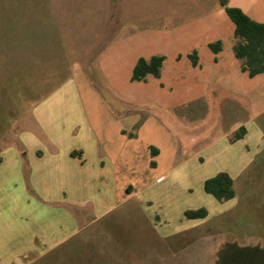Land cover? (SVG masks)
Instances as JSON below:
<instances>
[{"label":"rangeland","instance_id":"1","mask_svg":"<svg viewBox=\"0 0 264 264\" xmlns=\"http://www.w3.org/2000/svg\"><path fill=\"white\" fill-rule=\"evenodd\" d=\"M220 1L0 0V153L33 137L49 170L0 174V264H264V74ZM223 1L264 24V0ZM85 140L104 171L50 170Z\"/></svg>","mask_w":264,"mask_h":264},{"label":"trees","instance_id":"2","mask_svg":"<svg viewBox=\"0 0 264 264\" xmlns=\"http://www.w3.org/2000/svg\"><path fill=\"white\" fill-rule=\"evenodd\" d=\"M220 5L235 25L234 36L237 41L234 46V55L241 61V71L250 78L264 74V24L253 20L239 8L228 7L223 0L220 1ZM209 47L215 54H218L222 51L223 45L219 41L209 44ZM190 57L193 66L196 67L198 65L197 53L194 52ZM164 61L163 56H153L150 59L140 58L133 69L132 82L146 81L148 76L159 78ZM245 134V127H241L236 138L242 139ZM151 152L154 156L159 153L155 148H152ZM204 191L219 202L235 197L233 179L224 172L206 180ZM185 217L190 220L205 219L207 212L204 209L188 211Z\"/></svg>","mask_w":264,"mask_h":264},{"label":"crops","instance_id":"3","mask_svg":"<svg viewBox=\"0 0 264 264\" xmlns=\"http://www.w3.org/2000/svg\"><path fill=\"white\" fill-rule=\"evenodd\" d=\"M85 141L87 142H84V145L80 147H70L68 149L66 148L65 154H63V159L55 158L54 160H52L54 162V167H52L51 165L50 170H55L57 169L56 167H59L62 164L67 168V162L68 159H70V164L72 166L75 165L81 168L80 170H83L87 168V166H89L93 170H95L96 173H101L102 171H104L106 166L105 162L102 159L94 158V155L89 150L91 141ZM19 143L26 151L25 156H23L22 153L18 150L19 148H16L20 145ZM19 143H12L6 149L3 148V151L0 153V174L21 176L23 173L27 172V170L32 175L34 173H40V171H44V173L46 171H49L48 169L43 168L40 164L45 157V153L42 152L40 147L36 146V139H34L33 137L24 136L19 139ZM59 156L62 157V154H60ZM89 161H91L90 164ZM131 190L132 189L129 188L128 192H130Z\"/></svg>","mask_w":264,"mask_h":264}]
</instances>
